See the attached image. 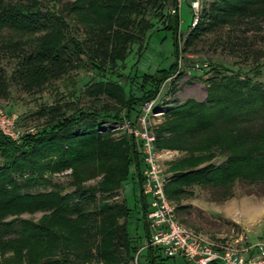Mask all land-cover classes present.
I'll use <instances>...</instances> for the list:
<instances>
[{
  "label": "trees",
  "instance_id": "16d2710c",
  "mask_svg": "<svg viewBox=\"0 0 264 264\" xmlns=\"http://www.w3.org/2000/svg\"><path fill=\"white\" fill-rule=\"evenodd\" d=\"M75 1L79 6L73 4L68 11L87 30V36L95 39V49L89 46L85 49L72 38L60 43L63 40L60 17L46 10L41 13L34 0H0V29L25 37L39 35L28 42L24 40L21 47L14 43L0 46L2 53L16 61L13 75L21 77L16 84L25 92L40 90L47 82L57 81L73 68L78 69L77 57L85 52L90 66L101 58L111 64L107 69H113L116 62H124L128 46L140 45L151 29L143 19L145 12L141 8L110 0L105 4ZM262 1L215 0L209 20L225 23L232 16L245 17L256 12V6ZM164 3L172 8L176 4L175 0ZM132 16L138 20L135 22ZM176 18L177 12L173 17L168 16L164 25V31H170L171 40L177 32ZM193 30L187 36L195 34ZM26 43L33 46L29 53L22 47ZM99 67L102 70L104 65ZM173 69L172 61L167 70L158 69L151 75L143 72L139 77L132 75L128 101L118 85L101 82L91 86H95V93L98 87L104 86L100 92L114 99L119 96L125 105L123 119L131 126L138 112L131 116L130 105L140 106L154 100L161 81ZM215 73L220 76L219 82L211 87V92L207 91L206 100L196 103L187 99L164 112L172 123L153 135L155 150L189 154L188 158L176 162L166 177L162 192L167 202L176 197H192L185 189L193 186L208 193V203L219 204L232 198L230 189L234 182L264 184V89L248 79L231 80L218 71ZM119 118L118 113L100 117V113L77 112L49 123L38 133L20 136L17 145L0 134V257L8 254L0 264H132L135 255V264H154L159 254L142 248L147 240V228L146 199L139 191L142 184L139 144L136 153L133 141H129L119 156L115 154V145L99 143L101 135L97 134L96 122L116 124ZM202 152L205 154L192 156ZM194 160L200 161L192 163ZM115 163H120L118 170L112 168ZM63 170L72 171L75 180L102 177L96 187L81 188L68 183L74 188L70 193L53 186L48 193L29 194L47 185L45 175ZM127 179L137 186L131 209L121 196L119 202L113 201L117 192L121 194ZM36 210L47 214L36 224L17 218L23 211ZM8 217L13 219L7 220ZM129 217L138 224L131 236L126 234ZM141 248L143 255H140Z\"/></svg>",
  "mask_w": 264,
  "mask_h": 264
},
{
  "label": "rangeland",
  "instance_id": "374dc122",
  "mask_svg": "<svg viewBox=\"0 0 264 264\" xmlns=\"http://www.w3.org/2000/svg\"><path fill=\"white\" fill-rule=\"evenodd\" d=\"M34 1L39 4L38 11L41 13L46 10L50 13L53 12L55 17H60L63 35V40L60 43L72 38L85 49L87 46L95 49V39L90 38V35L87 36V30L78 24L75 16L68 11L73 4L79 6L78 2L75 0ZM84 1H81L82 4ZM90 1L102 4L108 2L107 0ZM110 1L123 5L127 3L136 9H143V12H145L143 19L151 27L140 45L128 46L124 53L126 56L124 62H116L113 69H107L111 64L101 58L95 59L92 63L94 66H90L89 58H87L88 53L84 51L85 53L77 57L80 61L76 65L78 69L73 68L67 76L60 77L57 81L47 82L40 90L25 92V89L20 88V85H17L18 83L16 84V81L21 77L18 79L13 75L16 61L10 58L9 54L0 51V71L2 75L0 76V83L3 84V87L0 88V111L3 115L14 117L15 122L11 131L16 134V138L11 141L6 137L13 145L19 143L20 136L38 133L42 129H46L49 123L59 121L63 117L73 116L77 112L100 113V117L102 114L107 116L118 113L120 120L116 124L106 121L96 122L99 132L97 134L101 135L99 143L104 144L107 142L110 145H115L117 151H115V154L119 155L125 149V144L133 141V150L137 153L139 142L134 137L133 131L139 133L142 129L146 130L145 132L153 139L156 131L168 126V123H172L164 112L171 110L174 106L181 105L187 99L196 103L206 100L207 91L211 92V87L219 82L220 76L215 73L216 71L221 73L222 76H228L231 80L241 81L244 78L250 82L259 83V86L264 89V1L259 3L263 4L261 7L259 4L256 6V12L245 17L241 15L239 17L232 16L225 23H217L214 19L209 20V14L212 12L211 8L216 5L215 0H197L198 12L195 17L189 11L188 4L196 0H181L176 9L177 32L172 35L173 45L170 31L169 33L164 31L168 16H174L170 12L173 8L168 3H164L165 0ZM132 18L136 17L132 16ZM136 20L138 18L135 19V22ZM192 29H194L195 34L193 33L194 35L192 34L191 37L187 36V32ZM37 37L39 35L25 37L19 35V33L0 29V46L2 44L9 46L14 43L13 45L21 47L20 43L24 40L28 42ZM86 38H88V42ZM30 44L26 43L27 47L24 44L22 46L27 50L26 53L33 50V46ZM171 48H173V53H171ZM172 61L175 69L167 78L161 81L156 98L152 101H146L140 106L130 105L129 112L131 116L138 112L131 126L123 119L125 117L123 100L119 99V96L114 99L100 92V89L104 86L98 87L97 93L94 92L95 86H91L94 83L101 82L118 85L124 98L128 101L131 99L128 96V90L131 88L129 81L132 75L136 74L139 77L143 72L151 75L158 69L167 70ZM99 65H104V68L100 70ZM147 103L150 104L149 113L143 118V123L140 124L138 119L142 117V109ZM162 150L155 151L159 153ZM163 151L173 153V158L170 161L162 162L160 165L164 171V176L168 177L172 166L176 165V162L188 158L189 154L177 150ZM202 154H205V152L192 156L198 157ZM218 160L214 162L217 163ZM198 161L200 160H194L192 163ZM120 163H115L112 168L118 170ZM203 164L204 162L198 164V166L201 167ZM183 165L188 166L185 163ZM72 176L70 170H63L59 174L45 175L43 178L47 181V185L35 188L29 194L33 195L35 192L45 194L52 190L53 186H58L64 189L63 192L70 193L74 188L70 187L68 183H73L74 186L81 188L96 187L102 177L98 175L89 179L82 178L83 180L78 177L75 180ZM136 187L127 179L122 185L121 194L117 192L113 201L119 202L120 198L123 197L124 204L131 209L137 193ZM185 190L191 192L193 196L190 198L176 197V199L169 200L168 204L174 209L176 222L180 223L185 230L207 241L196 234L193 229H188L185 226L182 218L187 207L177 209L175 207L177 204L188 203L197 208H202L208 199V193L193 186ZM230 192L232 193L231 199L222 203L219 202L221 206L223 205L228 209L224 213L230 217L234 212V208L240 210L241 207H245V209L240 219L238 216L232 215L233 222L225 223L222 220L210 219L212 222L210 226L220 224L218 228L224 240L221 239L219 242L225 249L234 248L236 244L233 245L230 242L232 243L235 239H241L242 241L244 238H253L257 243H260L263 238L258 237L264 235V184L244 185L234 182ZM216 209L218 208H206L208 212H211L208 214H212ZM135 210L139 212L137 205H135ZM46 215V212L39 210L29 213L23 211L17 218L36 224L39 219ZM10 218L13 219V217H8L7 220ZM133 220V217H129L126 224V234L128 236H131L138 227L136 221ZM7 256L8 254L5 253L2 258L6 259ZM2 258L0 257V260ZM137 259L139 261V258Z\"/></svg>",
  "mask_w": 264,
  "mask_h": 264
},
{
  "label": "built area",
  "instance_id": "2783aa9c",
  "mask_svg": "<svg viewBox=\"0 0 264 264\" xmlns=\"http://www.w3.org/2000/svg\"><path fill=\"white\" fill-rule=\"evenodd\" d=\"M181 0H176L175 7L170 10L175 14ZM192 15L197 14V0L188 4ZM150 104L143 107V118L149 113ZM15 120L14 117L3 115L0 111V134L15 140L16 134L11 131ZM141 130L139 133L133 131L134 137L139 142L140 163L142 167L140 195L146 199V213L144 223L146 224L147 240L143 245L145 249L157 252L161 259H180L183 264H264V243H255L249 246L246 253L247 258L240 257L238 250L220 248L216 249L201 237L185 230L180 223L174 219V209L168 204L163 195L162 187L166 184L164 171L160 166L162 162H168L173 158V153L160 151L157 153L153 148L154 140ZM137 254V253H136ZM136 255L132 260L135 264Z\"/></svg>",
  "mask_w": 264,
  "mask_h": 264
},
{
  "label": "crops",
  "instance_id": "0c3cea01",
  "mask_svg": "<svg viewBox=\"0 0 264 264\" xmlns=\"http://www.w3.org/2000/svg\"><path fill=\"white\" fill-rule=\"evenodd\" d=\"M184 208V207H187V210L183 213V220L185 222V226L188 228V229H193V231L196 233V234H199L200 236H202L205 240H207L209 242V244L211 246H213L214 248L216 249H219L223 247V245L219 242L221 239H223V235H221V232L219 231V225L218 226H215V225H212L210 226V224L212 223L210 221V219H213V220H222L224 221L225 223L227 222H233V216L235 217H239L240 219V216L242 214V212H244V209L245 207H241L240 210H236V208H234V212H233V216L230 215H227L226 213L224 212H227L228 209H226L225 207H223V205L221 206V203L219 205L217 204H211V203H207V201H205V206L202 207V208H197L195 206H193V204H177L175 209L177 208ZM222 207V208H220ZM206 208H218L216 209L214 212H212V214H208V213H211V212H208L206 210ZM174 219H175V215H174ZM176 220V219H175ZM216 223V222H215ZM249 225V224H248ZM254 225V224H253ZM250 226V225H249ZM263 235V234H262ZM260 235L258 238H263L261 240L260 243H264V235L262 236ZM255 239V238H254ZM224 240V239H223ZM257 243L256 240H253V238H244L242 241L241 239H235L234 241H232V243L230 242V244H236L234 246V248H229V249H233V250H238V252L240 253V257L242 258H247L248 256V253L245 252V250L248 249L249 246H252L253 244ZM145 244V241L143 242L142 244V248H143V245ZM229 246V245H228ZM142 248L140 249L141 253L140 255L144 254ZM154 257H158L157 254H155ZM161 259V256L159 255V257L157 259H155V262L154 264H183L181 262L180 259H177V258H174V259H170V260H163V261H160ZM142 261L143 263V258L140 259V262Z\"/></svg>",
  "mask_w": 264,
  "mask_h": 264
}]
</instances>
